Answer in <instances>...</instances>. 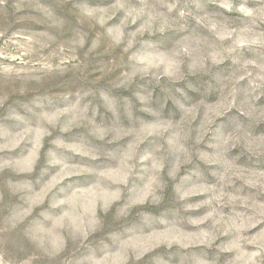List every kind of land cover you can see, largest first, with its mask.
I'll use <instances>...</instances> for the list:
<instances>
[{"label":"rangeland","instance_id":"1","mask_svg":"<svg viewBox=\"0 0 264 264\" xmlns=\"http://www.w3.org/2000/svg\"><path fill=\"white\" fill-rule=\"evenodd\" d=\"M0 264H264V0H0Z\"/></svg>","mask_w":264,"mask_h":264}]
</instances>
